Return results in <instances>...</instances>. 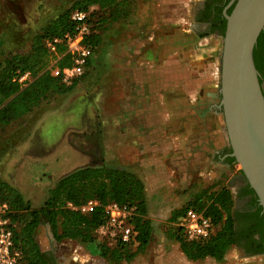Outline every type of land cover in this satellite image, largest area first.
<instances>
[{"label": "rangeland", "instance_id": "obj_1", "mask_svg": "<svg viewBox=\"0 0 264 264\" xmlns=\"http://www.w3.org/2000/svg\"><path fill=\"white\" fill-rule=\"evenodd\" d=\"M78 1L82 0H0V63L11 54L28 52L32 38L45 30L53 18ZM197 2L178 0L177 4H171L169 0H131L133 15L130 21L136 23L134 27L127 24L129 20L124 21L122 16L104 21V14L96 15L95 31L99 34V43L83 75L73 84L64 86L63 90L48 94L31 111L0 129V180L17 188L24 200L29 201L30 207L38 209L59 178L76 167L102 165L121 168L115 159L106 155L105 140L111 136L106 135L105 116L108 114L106 108L112 109L114 104L121 105V88L130 72L124 67V62L128 51L134 48L124 46L123 38L137 39L140 33L132 28H137L139 23H160L164 33V28H169V25L164 23L163 18L171 12L182 15V25L188 26L192 8L198 6ZM186 5L188 8H185ZM187 13L188 20L185 18ZM196 13L194 17L199 18L207 10ZM52 62L49 56L41 71L49 69ZM114 73H118V77L112 81L111 74ZM34 78L32 74L25 84H19V88L28 86ZM262 88L264 91V84ZM18 127L25 133L23 142L8 144L6 141ZM18 134H21L20 131ZM110 154L115 155L116 152ZM130 170L139 174L137 168ZM228 172L227 178L224 181L220 179L222 183L219 184L208 174L193 173L188 175L185 183L181 175L170 174L169 178L167 175H157L160 187L155 190V198L151 199L149 187L154 184H147L149 202L145 216L152 232L150 239L141 250H136L132 245L121 251L119 258L115 259L108 250L101 255L104 248L98 243L102 240L99 237L91 242L68 237L55 240L51 225L44 217L40 218L34 230L35 240L56 264H190L175 239L176 222L180 216L178 213L188 202L203 210L210 202L209 194L216 192L222 185H229L235 194L237 184L235 180L232 181V176L239 172V165L233 161ZM179 186L185 188L181 190ZM2 199L0 196V202L8 206V213L17 212ZM237 200L238 197L234 205L240 203ZM244 205L245 202H242L239 207ZM18 212H24L22 216L19 215L25 218L26 211ZM242 253L237 246L232 245L220 259L206 256L193 261L198 264H242ZM252 262L250 264H264V258Z\"/></svg>", "mask_w": 264, "mask_h": 264}, {"label": "crops", "instance_id": "obj_2", "mask_svg": "<svg viewBox=\"0 0 264 264\" xmlns=\"http://www.w3.org/2000/svg\"><path fill=\"white\" fill-rule=\"evenodd\" d=\"M196 1L198 6L192 8L188 26L182 25V15L171 12L163 18L169 25L164 33L160 23H139L132 28L140 33L137 39L122 41L134 49L128 51L124 62L130 72L121 88V105L106 108V135L111 136L105 140L106 155L125 169H138L139 174L132 172L143 181L147 206V184H154L149 187L151 199L155 198L160 187L157 175H181L185 183L193 173L208 174L219 184L227 178L234 161L227 158L230 147L216 107L224 28L212 23V0ZM169 2L177 4L178 0ZM127 3L122 19L134 27L131 0ZM203 9L207 13L195 18L194 13ZM117 77L118 73L111 74L112 81ZM113 151L115 155L110 154ZM234 180L236 184L244 180L240 169L232 176ZM237 187L232 193L234 200L239 198ZM242 254V264L264 258V252ZM189 263L198 264L193 260Z\"/></svg>", "mask_w": 264, "mask_h": 264}, {"label": "trees", "instance_id": "obj_3", "mask_svg": "<svg viewBox=\"0 0 264 264\" xmlns=\"http://www.w3.org/2000/svg\"><path fill=\"white\" fill-rule=\"evenodd\" d=\"M92 5L95 6L91 11L93 29L96 27V15L104 14L103 20L108 21L122 16L125 13L123 9L129 6L127 0L78 1L70 9L53 18L46 29L44 28L45 30L32 38L28 52L11 54L0 63V129L31 111L48 94L59 92L64 89V86H68L62 83L59 77L53 76L49 69L41 71L50 56L43 45V39L70 28L69 13L71 10L87 9ZM222 7H217V16L220 18ZM230 9L231 6L227 8V12ZM221 19L225 22L224 18ZM86 42L95 50V46L99 43L98 32L93 30L86 37ZM253 60L259 71L261 83L264 81V29L259 33L253 48ZM68 63V55H63L58 61L59 66ZM16 70H29L35 78L28 86L19 88V83L13 80ZM18 128L9 136L6 141L8 144L23 142L22 137L25 133L23 129L21 132V127ZM18 131L21 134H18ZM227 158L234 160L233 157ZM144 190L143 181L128 169L83 165L68 171L59 178L42 206L33 209L17 188L0 180L2 200L17 211L8 213V216L14 223V243L21 253L22 264H56L40 249L34 237V230L41 217L47 219L51 225L53 237L57 241L68 237L81 242H91L96 239L95 229L105 220L103 206L110 201L133 206L134 214L131 222L135 235L130 243L117 241L109 245L104 240L99 241L100 246L104 248L101 255L103 256L108 250L116 259L121 256V251L127 250L132 245L136 247V250H141L147 244L151 233L150 224L145 216L147 209ZM248 193L251 194L247 202L248 210L242 212L233 208L234 198L230 188L226 185H222L216 192L209 194L210 202L203 210L193 206L192 202H188L180 210L178 214H182L187 207H192L209 216L216 226V232L213 235L189 240L183 234L181 227L177 225L175 239L187 259L198 260L206 256L220 259L232 245L243 248L246 254L264 252L263 215L260 213V206L253 190L246 183L238 195ZM89 198L97 199L99 204L87 213L64 204L70 202L78 206ZM20 210L27 212L25 218H21L24 212L19 213ZM16 215L19 217L16 218Z\"/></svg>", "mask_w": 264, "mask_h": 264}, {"label": "water", "instance_id": "obj_4", "mask_svg": "<svg viewBox=\"0 0 264 264\" xmlns=\"http://www.w3.org/2000/svg\"><path fill=\"white\" fill-rule=\"evenodd\" d=\"M223 16L216 107L223 117L228 156L239 165L264 219V91L253 60L264 29V0H229Z\"/></svg>", "mask_w": 264, "mask_h": 264}, {"label": "built area", "instance_id": "obj_5", "mask_svg": "<svg viewBox=\"0 0 264 264\" xmlns=\"http://www.w3.org/2000/svg\"><path fill=\"white\" fill-rule=\"evenodd\" d=\"M95 6L87 9H73L69 13L70 28L62 33L47 36L43 39V45L47 49L53 62L49 65V71L53 76L59 77L66 85L72 84L84 73L93 48L86 42L93 30L91 11ZM62 48V49H60ZM63 55H68L69 63L63 66L58 61ZM32 74L29 70H16L13 80L19 84H25ZM99 204L95 198H89L76 206L67 203L72 209H78L83 213L90 212ZM105 220L95 229L96 237L111 245L114 242L130 243L134 240L135 230L131 222L134 214L133 206L119 204L110 201L103 206ZM177 225L181 227L183 234L189 240L202 239L213 235L216 226L212 219L192 207L184 209L177 218ZM14 223L8 216V206L0 202V264H22L21 253L14 243Z\"/></svg>", "mask_w": 264, "mask_h": 264}, {"label": "flooded vegetation", "instance_id": "obj_6", "mask_svg": "<svg viewBox=\"0 0 264 264\" xmlns=\"http://www.w3.org/2000/svg\"><path fill=\"white\" fill-rule=\"evenodd\" d=\"M229 1V0H228ZM227 1V2H228ZM226 0H212L211 1V3H212V8H213V16L211 17L212 18V23L215 25V26H218L219 28H224L225 27V22L223 21V19H221V18H224V16H223V8H224V6L226 5ZM218 6H223L222 7V9H221V15H222V17L220 18V16L218 17L217 16V11H218ZM204 10V9H203ZM225 20V19H224ZM262 84H264V81H262L261 82V86H262ZM218 101H219V96H218V98H217V103H218ZM218 111H219V109H218ZM220 112V111H219ZM238 183H237V188L239 189L238 191L240 192V191H242V189H243V186H245L246 185V181H245V179L243 180V181H237ZM239 196V198H238V202H240V203H238V205H236V203H235V205H233L234 206V209H237L238 211H240V212H242V211H244V210H248V206H247V202L249 201V199L251 198V194H244V195H238ZM242 202H245V205L243 206V207H239V205H241L242 204ZM238 247V249H239V251H241V252H243V253H245L244 252V249L243 248H241V247H239V246H237Z\"/></svg>", "mask_w": 264, "mask_h": 264}]
</instances>
